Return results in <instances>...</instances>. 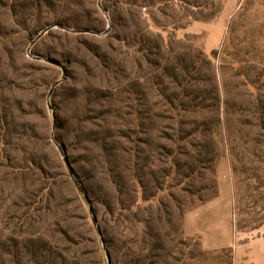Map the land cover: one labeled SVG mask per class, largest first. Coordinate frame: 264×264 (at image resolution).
<instances>
[{
  "label": "rangeland",
  "instance_id": "1",
  "mask_svg": "<svg viewBox=\"0 0 264 264\" xmlns=\"http://www.w3.org/2000/svg\"><path fill=\"white\" fill-rule=\"evenodd\" d=\"M242 235L264 0H0V264H235Z\"/></svg>",
  "mask_w": 264,
  "mask_h": 264
},
{
  "label": "crops",
  "instance_id": "2",
  "mask_svg": "<svg viewBox=\"0 0 264 264\" xmlns=\"http://www.w3.org/2000/svg\"><path fill=\"white\" fill-rule=\"evenodd\" d=\"M246 239L233 242L235 264H264V236Z\"/></svg>",
  "mask_w": 264,
  "mask_h": 264
},
{
  "label": "trees",
  "instance_id": "3",
  "mask_svg": "<svg viewBox=\"0 0 264 264\" xmlns=\"http://www.w3.org/2000/svg\"><path fill=\"white\" fill-rule=\"evenodd\" d=\"M23 102V101H22ZM20 106L22 105V103L21 104H19ZM92 226H93V228L95 227L93 224H92ZM94 231H95V229H94ZM95 235H96V238H94V243H95V245H96V247L99 249V250H101L102 249V242H101V240H100V237H99V235H98V233H96V231H95ZM77 259V258H76ZM66 261H68V258H65V262H64V260L62 261V263H67ZM75 263L76 264H80V261H75Z\"/></svg>",
  "mask_w": 264,
  "mask_h": 264
},
{
  "label": "water",
  "instance_id": "4",
  "mask_svg": "<svg viewBox=\"0 0 264 264\" xmlns=\"http://www.w3.org/2000/svg\"><path fill=\"white\" fill-rule=\"evenodd\" d=\"M66 163H67L68 166H70V164L68 163L67 159H66Z\"/></svg>",
  "mask_w": 264,
  "mask_h": 264
}]
</instances>
